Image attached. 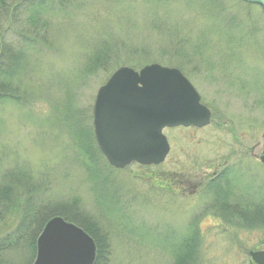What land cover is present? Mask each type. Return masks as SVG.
Returning <instances> with one entry per match:
<instances>
[{
  "label": "rangeland",
  "instance_id": "rangeland-1",
  "mask_svg": "<svg viewBox=\"0 0 264 264\" xmlns=\"http://www.w3.org/2000/svg\"><path fill=\"white\" fill-rule=\"evenodd\" d=\"M19 2L7 5L6 42L27 30L32 15L48 26L31 53L32 81L19 85L29 103L0 104V174L29 171L37 224L65 210L102 223L104 264H174L177 244L194 232L201 264H256L249 253L264 249V226L247 206L264 199L261 7L241 0H53L23 5L18 14ZM105 46L118 51L116 65L86 72ZM152 63L179 68L212 121L164 130L171 149L163 163L116 169L96 145V94L118 67L139 71ZM219 172L228 173L247 218L211 208L214 191L204 192L205 184ZM36 254L37 247L29 256L24 248L0 252V264H33Z\"/></svg>",
  "mask_w": 264,
  "mask_h": 264
},
{
  "label": "water",
  "instance_id": "water-1",
  "mask_svg": "<svg viewBox=\"0 0 264 264\" xmlns=\"http://www.w3.org/2000/svg\"><path fill=\"white\" fill-rule=\"evenodd\" d=\"M259 4L264 0H243ZM94 128L101 152L116 168L132 162L162 163L170 151L163 130L210 124L211 111L190 80L176 67L158 63L139 71L118 68L97 93ZM264 164V150L260 155ZM256 264H264V249L251 251ZM97 247L81 227L61 216L51 218L37 239L33 264H94Z\"/></svg>",
  "mask_w": 264,
  "mask_h": 264
},
{
  "label": "trees",
  "instance_id": "trees-1",
  "mask_svg": "<svg viewBox=\"0 0 264 264\" xmlns=\"http://www.w3.org/2000/svg\"><path fill=\"white\" fill-rule=\"evenodd\" d=\"M10 1L12 0H0V104L11 102L25 105L29 103L28 90L25 89L22 92L19 85L24 84L26 86L32 81L31 53L38 50L42 45L43 40L40 38L42 35L44 37L46 32L44 29L48 24L44 22L39 25V16L32 15L27 20V30L20 32L13 44L11 41L9 43L8 41L6 42L5 38L3 39L4 27L2 23L7 19L8 13L11 12L7 8V5H10ZM19 1H23L22 4L19 2L14 8L18 14L23 9V5L27 8H34L53 0ZM65 1L69 0H58L61 5H64ZM119 59L118 51L110 50L109 47L105 46L99 52L97 51L90 56L89 61L86 63V72L94 73L98 70H107L109 67L116 65ZM82 141L83 146L80 145L81 148L83 147L88 151L90 149L91 151V146H89L88 142H85V138ZM30 176L28 170L20 168L0 174V223L11 217V215H16L15 225H8L7 230L0 228V252L24 248L28 252V256L29 253H35L37 238L45 223L52 216L61 215L66 220L82 227L94 238L97 244V260L95 264L106 263V260H103L108 243L106 238L99 233L104 226L102 223L96 224L92 219L84 218L78 213L69 215L67 213L68 210H65L64 213L54 212L51 217L47 219L45 217L37 224L38 214L36 216L35 206L32 203L34 202L33 198L36 188L35 184L33 185L32 183V176ZM211 178L213 181L211 180L205 187L214 191L211 208L219 211L222 216L229 214L228 211H230V216L242 213L243 217L241 218H247L244 209L245 205L242 203V198L234 191L232 180L228 178V173L219 172ZM229 199L231 203H229ZM247 207L256 208L257 224L264 226V199L256 205L249 204ZM191 228H193V225ZM198 243L197 239H195V232L183 237L173 252L174 264H201V250Z\"/></svg>",
  "mask_w": 264,
  "mask_h": 264
},
{
  "label": "flooded vegetation",
  "instance_id": "flooded-vegetation-1",
  "mask_svg": "<svg viewBox=\"0 0 264 264\" xmlns=\"http://www.w3.org/2000/svg\"><path fill=\"white\" fill-rule=\"evenodd\" d=\"M213 181V180H212Z\"/></svg>",
  "mask_w": 264,
  "mask_h": 264
}]
</instances>
